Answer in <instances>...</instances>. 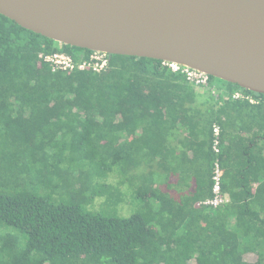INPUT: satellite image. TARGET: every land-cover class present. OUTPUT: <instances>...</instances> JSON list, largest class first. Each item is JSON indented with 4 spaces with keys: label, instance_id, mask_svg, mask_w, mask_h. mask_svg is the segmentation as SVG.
I'll use <instances>...</instances> for the list:
<instances>
[{
    "label": "trees",
    "instance_id": "16d2710c",
    "mask_svg": "<svg viewBox=\"0 0 264 264\" xmlns=\"http://www.w3.org/2000/svg\"><path fill=\"white\" fill-rule=\"evenodd\" d=\"M54 52L90 50L0 14V264H264V94L120 54L52 70Z\"/></svg>",
    "mask_w": 264,
    "mask_h": 264
},
{
    "label": "water",
    "instance_id": "95a60500",
    "mask_svg": "<svg viewBox=\"0 0 264 264\" xmlns=\"http://www.w3.org/2000/svg\"><path fill=\"white\" fill-rule=\"evenodd\" d=\"M57 43L161 60L264 94V0H0Z\"/></svg>",
    "mask_w": 264,
    "mask_h": 264
},
{
    "label": "built area",
    "instance_id": "2783aa9c",
    "mask_svg": "<svg viewBox=\"0 0 264 264\" xmlns=\"http://www.w3.org/2000/svg\"><path fill=\"white\" fill-rule=\"evenodd\" d=\"M44 60L50 64L52 70H73L86 69L89 68L93 71L99 72L104 69L108 64V55L102 52L90 51L87 54L80 53L77 61L73 57L65 52H54L44 57ZM171 68L172 71L180 72L185 79L194 86L203 87L208 89L214 98H218L220 95L227 96L225 90L221 86H216L212 84L209 75L188 68L176 65L174 63H165ZM230 97L232 99H242L247 100L249 103L258 102L257 98L252 95L245 93L240 90H234ZM219 127L214 125L213 132V145L212 149L215 153L219 152ZM212 186H211V196L201 201V204L216 208L227 201L226 196L222 193L221 185V173L220 167L217 160L214 161L213 174H212Z\"/></svg>",
    "mask_w": 264,
    "mask_h": 264
},
{
    "label": "rangeland",
    "instance_id": "374dc122",
    "mask_svg": "<svg viewBox=\"0 0 264 264\" xmlns=\"http://www.w3.org/2000/svg\"><path fill=\"white\" fill-rule=\"evenodd\" d=\"M211 81H212L211 83L215 84L216 86L224 87V83L222 81H220V79L213 78Z\"/></svg>",
    "mask_w": 264,
    "mask_h": 264
}]
</instances>
